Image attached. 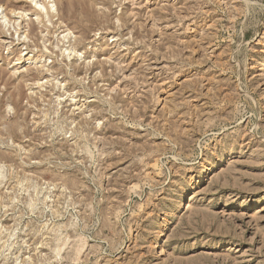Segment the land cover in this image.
<instances>
[{
	"label": "rangeland",
	"instance_id": "rangeland-1",
	"mask_svg": "<svg viewBox=\"0 0 264 264\" xmlns=\"http://www.w3.org/2000/svg\"><path fill=\"white\" fill-rule=\"evenodd\" d=\"M0 264H264V0H0Z\"/></svg>",
	"mask_w": 264,
	"mask_h": 264
}]
</instances>
